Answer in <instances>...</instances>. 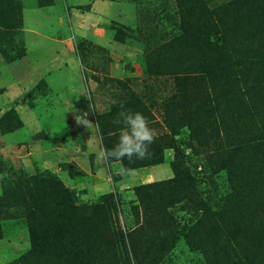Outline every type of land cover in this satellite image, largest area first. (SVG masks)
Wrapping results in <instances>:
<instances>
[{
	"label": "rangeland",
	"instance_id": "1",
	"mask_svg": "<svg viewBox=\"0 0 264 264\" xmlns=\"http://www.w3.org/2000/svg\"><path fill=\"white\" fill-rule=\"evenodd\" d=\"M187 1H0V174L7 173L0 179V264H21L23 257L28 264H52L53 249L31 250L55 231L59 240L46 245H110L108 235L85 241L80 221L77 233L64 229L61 186L87 217L104 196L120 201L112 222L117 251H107L106 264L114 263V254L119 264H248L253 242L242 234L251 229V217L234 211V160L252 149L255 117L234 102V88L208 82L199 57L176 46ZM236 1L202 3L214 10ZM263 3L239 14L243 25L255 26ZM121 106L142 112L157 129L148 158H97L101 144L110 149L118 142L120 126L113 121ZM84 113L89 129L76 123ZM219 122L224 131L213 133ZM161 155L164 162L155 163ZM174 166L191 176L198 196L190 201L184 192L149 211L135 190L173 180ZM171 202L178 228L169 238L149 221ZM204 209L209 216L226 211L234 263L215 252L224 245L217 238H186Z\"/></svg>",
	"mask_w": 264,
	"mask_h": 264
},
{
	"label": "trees",
	"instance_id": "2",
	"mask_svg": "<svg viewBox=\"0 0 264 264\" xmlns=\"http://www.w3.org/2000/svg\"><path fill=\"white\" fill-rule=\"evenodd\" d=\"M255 1L258 0H238L221 8L209 10L202 0H188L180 9L182 12L179 25L181 35L174 41L176 46L184 49L191 57L196 59L199 57L198 60L205 66L202 75L208 82L216 85L222 83L234 88V102L238 106L244 103L251 115L255 117L252 121L254 128L251 132L256 139L252 149L250 148L251 150L246 155H239L238 161L234 160V170L237 172L234 176L237 208L234 211L237 218L244 219L247 213L251 217V229L242 234L243 237H248L253 242L250 246L251 253L246 258L248 264H258L264 258L263 245H260L264 242V3L257 14L258 19L256 24L254 23L255 26L243 25L241 16H239ZM261 1L264 2V0ZM116 40L123 41L119 34L116 35ZM176 46L173 49H176ZM211 126L213 133L224 131L223 122L214 123ZM104 146L107 147L106 144ZM241 149L242 147L239 151ZM162 162H164L162 155L155 160V163ZM174 171L175 178L168 183L151 184L135 190L140 202L144 205L148 204L149 211L153 207L156 208L157 203L167 202V198L173 199L184 192H189L186 198L190 201H193V196H198L191 176L176 166H174ZM61 189V194L67 197V202H65L67 208L64 209V229L77 233L74 227L77 224L74 225V222L80 221L77 228L86 236L83 237L85 241L90 236L102 238L108 235L110 245H105V241L104 245H46L59 240L61 232L55 231L53 235L43 238L41 244L34 241L31 251L39 255L45 250L53 249L50 263L54 259L58 262L55 261L52 264H90L92 258H98L95 259L98 261L97 264H106L104 259L107 257V251H117L112 241L116 234L112 222L120 201H116L115 195L104 196L101 198L102 205L93 207L91 216L87 217L84 216L82 210L74 206L70 193L62 186ZM173 207L174 203L171 202L165 210L154 215L152 222L149 221L150 227H156L159 235L163 232L170 238L177 234L178 222L169 210ZM204 210L203 216L205 217L198 220L197 224L188 230L186 238L195 241L198 239V242L204 238L202 235L210 241H215L217 238L224 245L218 246L215 252L226 262L234 263V239L224 230L226 211L209 216L208 210ZM202 229L204 231L198 232ZM102 240L100 239L101 242ZM160 242L164 245L163 239ZM205 252L209 255L212 251L206 248ZM113 257L114 263L110 264H119L118 256L114 254ZM26 259L29 257H23L21 264H28ZM148 264H153V262L149 261Z\"/></svg>",
	"mask_w": 264,
	"mask_h": 264
},
{
	"label": "clouds",
	"instance_id": "3",
	"mask_svg": "<svg viewBox=\"0 0 264 264\" xmlns=\"http://www.w3.org/2000/svg\"><path fill=\"white\" fill-rule=\"evenodd\" d=\"M75 119L78 125L87 129L93 125L87 119V113L77 115ZM113 122L120 126L118 142L110 149L101 144L97 151L98 159L109 161L127 158L132 161L133 157L139 160L151 155L150 145L157 137L158 131L150 126L151 122L142 112L121 106V111ZM124 171L131 172L132 170L125 169ZM6 177L7 173L0 174V179Z\"/></svg>",
	"mask_w": 264,
	"mask_h": 264
},
{
	"label": "crops",
	"instance_id": "4",
	"mask_svg": "<svg viewBox=\"0 0 264 264\" xmlns=\"http://www.w3.org/2000/svg\"><path fill=\"white\" fill-rule=\"evenodd\" d=\"M150 175H152V173H150ZM153 178H154V180H155V179L158 180V178H161V176L158 177V176L155 175V177H153ZM153 178H152V179H153Z\"/></svg>",
	"mask_w": 264,
	"mask_h": 264
}]
</instances>
